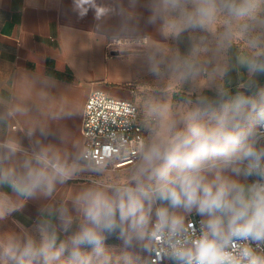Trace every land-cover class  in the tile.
Instances as JSON below:
<instances>
[{"label":"clouds","instance_id":"9594fccd","mask_svg":"<svg viewBox=\"0 0 264 264\" xmlns=\"http://www.w3.org/2000/svg\"><path fill=\"white\" fill-rule=\"evenodd\" d=\"M73 4L80 17L89 10L97 20L112 15L126 31L143 22L177 42L185 33L204 35H190L184 52L150 46L148 72L167 81L166 98L145 104V135L131 143L113 137L102 149L74 144L78 151L71 162L56 145L40 140L31 155L15 140L0 145L5 150L0 153V186L25 200L52 197L57 185L81 174L99 177L69 202L45 209L49 219L40 223L39 242L27 233L0 239V261L138 264L128 252L114 258L106 249L108 237L118 234L126 247L177 264H264V90L258 96L247 94L254 92L258 74L264 73V0ZM185 89L187 95H182ZM173 95L182 99L174 102ZM122 109L129 115L135 112L127 104ZM72 116L62 109L52 119ZM39 133L51 135L45 126ZM65 139L60 137L61 142ZM18 153L24 158L5 166ZM250 177L256 179L248 182ZM21 207L0 194V220ZM193 212L202 218L198 234L195 223L187 219ZM54 220L64 232L74 224L78 227L60 239Z\"/></svg>","mask_w":264,"mask_h":264},{"label":"crops","instance_id":"0c3cea01","mask_svg":"<svg viewBox=\"0 0 264 264\" xmlns=\"http://www.w3.org/2000/svg\"><path fill=\"white\" fill-rule=\"evenodd\" d=\"M94 2L100 7L118 4V0ZM124 3L126 5L127 0ZM141 11L145 16L148 14L146 10ZM141 35L147 37L142 46H107L114 36ZM190 35L200 36L199 32L185 33L177 42L165 39L156 27L145 26L143 22L136 30L126 31L112 15L97 20L95 11L89 10L87 16L80 17L73 0H0V145L15 140L31 155L37 147L36 141L40 140L56 145L71 162L78 151L74 144L83 149L82 117L89 94L99 89L132 100L143 119L148 101L166 98L167 81H159L148 72L146 57L150 46L179 47L184 52L191 43ZM182 95H173L172 100H181ZM18 107L26 111H17ZM62 109L72 112V118L53 120L52 114ZM41 126L47 127L51 135L41 137ZM33 130L34 135L29 137V131ZM62 135L66 137L64 142L60 140ZM4 151L0 148V153ZM23 158L24 155L18 153L5 166ZM95 179L99 177L81 174L64 185H57L52 197L38 195L27 200L16 197L10 188L0 186V194H7L22 205L20 210L0 220V239L27 233L39 242L40 223L49 219L45 209L69 202L72 195L90 186ZM254 179L250 177L248 182ZM54 223L60 239L67 238L78 227L74 224L64 232L58 220ZM117 237L118 234L112 235L105 241L106 249L114 258L128 252L138 258V264L145 263L149 253L128 248Z\"/></svg>","mask_w":264,"mask_h":264},{"label":"built area","instance_id":"2783aa9c","mask_svg":"<svg viewBox=\"0 0 264 264\" xmlns=\"http://www.w3.org/2000/svg\"><path fill=\"white\" fill-rule=\"evenodd\" d=\"M146 42L147 37L142 35L114 36L108 40L107 46L109 48L142 46ZM124 104L135 109L134 114H125L122 109ZM82 135L83 149H102L106 144L113 143V137H122L131 143L136 138L145 135V131L139 108L132 100L115 97L97 89L89 94L84 104ZM187 219L195 223L198 234L199 222L202 218L191 214ZM144 264H177V262L168 257L160 260L159 256L149 254Z\"/></svg>","mask_w":264,"mask_h":264},{"label":"rangeland","instance_id":"374dc122","mask_svg":"<svg viewBox=\"0 0 264 264\" xmlns=\"http://www.w3.org/2000/svg\"><path fill=\"white\" fill-rule=\"evenodd\" d=\"M200 35H204L203 33H199ZM209 39H212V37H209ZM237 51V48L234 46L232 49H231V55L234 56V54L236 53ZM231 77H232V86L234 87L235 86V80H236V73L233 72L231 74ZM257 81H258V87L254 90V92H249L247 93L248 95H259V92L261 90H264V73H261V74H258L257 76ZM184 93H187V89H185ZM211 95V93H209ZM174 102H179L180 100L178 98H175L173 100ZM144 264V263H143Z\"/></svg>","mask_w":264,"mask_h":264}]
</instances>
